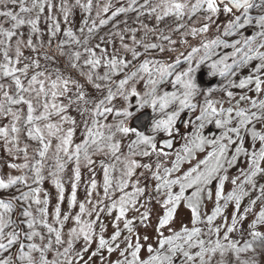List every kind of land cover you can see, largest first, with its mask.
<instances>
[{
    "label": "snow or ice",
    "instance_id": "snow-or-ice-1",
    "mask_svg": "<svg viewBox=\"0 0 264 264\" xmlns=\"http://www.w3.org/2000/svg\"><path fill=\"white\" fill-rule=\"evenodd\" d=\"M0 264H264V0H0Z\"/></svg>",
    "mask_w": 264,
    "mask_h": 264
},
{
    "label": "water",
    "instance_id": "water-1",
    "mask_svg": "<svg viewBox=\"0 0 264 264\" xmlns=\"http://www.w3.org/2000/svg\"><path fill=\"white\" fill-rule=\"evenodd\" d=\"M200 80L202 83H204V76L200 75ZM215 79L208 82L209 85H213L215 83ZM150 118V113L148 111L143 112L142 114H138L136 118L132 120V123L134 126H137L138 128L144 127Z\"/></svg>",
    "mask_w": 264,
    "mask_h": 264
},
{
    "label": "trees",
    "instance_id": "trees-1",
    "mask_svg": "<svg viewBox=\"0 0 264 264\" xmlns=\"http://www.w3.org/2000/svg\"><path fill=\"white\" fill-rule=\"evenodd\" d=\"M198 74H199V77H198V78H199V82H200L202 85H204V86H208V82L211 81V80H210V79H207V75H208V74H207V70H206V69H202ZM201 74L204 76V83H202L201 80H200V75H201ZM205 76H206V77H205ZM218 79H219V78H216V79H215V80H216L215 83H214L213 85H211V86H215V85H216V82H217ZM228 190H230V189H228ZM229 211H230V209H229Z\"/></svg>",
    "mask_w": 264,
    "mask_h": 264
},
{
    "label": "rangeland",
    "instance_id": "rangeland-1",
    "mask_svg": "<svg viewBox=\"0 0 264 264\" xmlns=\"http://www.w3.org/2000/svg\"><path fill=\"white\" fill-rule=\"evenodd\" d=\"M206 69V68H205ZM207 70V69H206ZM208 74V72H207ZM198 77H199V74H198ZM206 77V76H205ZM207 79H210V80H213L211 77H209V75H207ZM135 98H133V102H134ZM179 146V144L177 145V147ZM47 188H50L51 186L50 185H46ZM230 189V188H229ZM228 190V189H227Z\"/></svg>",
    "mask_w": 264,
    "mask_h": 264
}]
</instances>
